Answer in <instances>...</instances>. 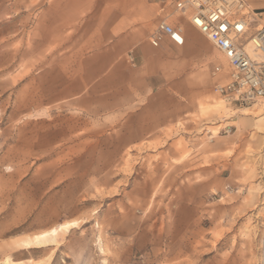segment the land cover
<instances>
[{"label":"rangeland","instance_id":"1","mask_svg":"<svg viewBox=\"0 0 264 264\" xmlns=\"http://www.w3.org/2000/svg\"><path fill=\"white\" fill-rule=\"evenodd\" d=\"M46 4L0 0V261L53 250L48 264H264V127L241 114L255 104L224 102V76L208 74L153 135L133 107L89 118L46 105L78 42L54 40ZM76 221L59 247L16 244Z\"/></svg>","mask_w":264,"mask_h":264},{"label":"crops","instance_id":"2","mask_svg":"<svg viewBox=\"0 0 264 264\" xmlns=\"http://www.w3.org/2000/svg\"><path fill=\"white\" fill-rule=\"evenodd\" d=\"M246 4L261 9L264 0H246ZM45 9L44 22L52 27L54 40L78 41L69 55L75 60L63 69H51L73 75L60 86L51 84L46 105L65 103L89 118L133 107L139 110L137 116H149L153 135L186 113L188 107L177 99L201 96V79L208 77L209 64L217 58L187 18L174 13L168 21L181 26L184 45L164 41L153 48L149 36L158 17L150 0H47ZM196 40L207 57L192 55ZM258 125L264 127V121L254 120L255 128Z\"/></svg>","mask_w":264,"mask_h":264},{"label":"built area","instance_id":"3","mask_svg":"<svg viewBox=\"0 0 264 264\" xmlns=\"http://www.w3.org/2000/svg\"><path fill=\"white\" fill-rule=\"evenodd\" d=\"M157 7V25L149 36L151 46L164 41L182 47L180 25L168 21L171 14L187 18L221 54L225 65L215 64L212 77L224 76L215 92L229 104L250 106L264 99V6L250 9L246 0H150Z\"/></svg>","mask_w":264,"mask_h":264},{"label":"bare ground","instance_id":"4","mask_svg":"<svg viewBox=\"0 0 264 264\" xmlns=\"http://www.w3.org/2000/svg\"><path fill=\"white\" fill-rule=\"evenodd\" d=\"M264 103V99L258 101L257 104H255V107L257 108L258 106L262 105ZM250 108V107H249ZM249 108H244L241 112L242 115L244 116H251L253 119H255V122L257 121L256 117L262 116L264 114L262 111L264 109V105L261 106V109L257 112L251 113L248 110ZM79 222H66L60 224V226L51 228L47 231H43V233L32 235L30 237H27L25 239H22L16 244L22 249V250H27L29 248H44L47 246H52V247H59L60 246V233H68L70 230L76 228L78 226ZM47 234V235H45ZM37 237H40V239H37ZM53 250L50 251L44 259L36 260V259H31L29 258L26 261H13L9 257H5L2 261H0V264H48L51 260V254Z\"/></svg>","mask_w":264,"mask_h":264},{"label":"snow or ice","instance_id":"5","mask_svg":"<svg viewBox=\"0 0 264 264\" xmlns=\"http://www.w3.org/2000/svg\"><path fill=\"white\" fill-rule=\"evenodd\" d=\"M45 235H47V234H45ZM37 239H40V237H37Z\"/></svg>","mask_w":264,"mask_h":264}]
</instances>
